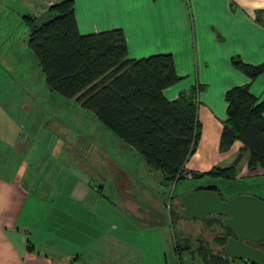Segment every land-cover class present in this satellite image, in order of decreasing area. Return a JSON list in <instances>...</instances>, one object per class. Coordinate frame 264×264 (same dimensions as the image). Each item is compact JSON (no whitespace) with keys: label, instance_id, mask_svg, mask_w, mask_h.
<instances>
[{"label":"crops","instance_id":"obj_1","mask_svg":"<svg viewBox=\"0 0 264 264\" xmlns=\"http://www.w3.org/2000/svg\"><path fill=\"white\" fill-rule=\"evenodd\" d=\"M45 1L0 0V44L8 48V37L16 34L18 43L25 45L28 38L22 17L37 16L60 0ZM73 8L81 34L121 29L129 58L171 53L181 79L163 90L168 100L193 86L199 88V140L185 162V171L229 181L264 175L259 166L248 168L249 153L241 141L219 149L226 91L248 85L258 100H264V71L250 78L232 64L233 59L264 64V0H73ZM16 25H22L20 30H14ZM34 63L43 75L44 88L50 91L35 57ZM33 76L26 81L31 82ZM8 77L0 74V78ZM19 130L7 120L0 121V264H186L171 243L170 208L164 210L163 200L140 199L137 182L128 179L120 165L111 164L109 176L100 175L97 168L95 185L91 174L72 157L68 159L67 152L62 156L70 168L60 177L46 175L52 178L46 185L35 169L43 162L40 155L33 150L25 157L33 137ZM118 140L126 150L136 152ZM81 156L88 161L92 157ZM229 167L235 171L232 179L206 174L213 168ZM153 170L159 185H167L164 174ZM58 177L61 186L55 182ZM207 186L217 187L222 199L235 195L223 197L218 186ZM200 187L206 186L183 192Z\"/></svg>","mask_w":264,"mask_h":264},{"label":"trees","instance_id":"obj_2","mask_svg":"<svg viewBox=\"0 0 264 264\" xmlns=\"http://www.w3.org/2000/svg\"><path fill=\"white\" fill-rule=\"evenodd\" d=\"M22 20L27 27V46L50 90L73 98L93 112L142 155L149 167L162 172L168 184L185 178V173L191 178L205 175L184 170L199 140V88L193 86L173 100L164 96L163 90L181 79L171 53L129 58L121 29L79 33L73 0L52 3L41 14H26ZM232 64L250 78L264 71V64L249 65L239 59H233ZM225 101L219 149L226 150L239 140L249 153L248 168L264 170V100H258L248 85H239L226 91ZM206 174L232 179L235 171L233 167L213 168ZM200 188L219 194L215 186ZM177 212L183 221L196 220L183 219L178 207ZM224 229L216 238L217 253L199 252L203 264H228L229 258L220 251L229 236V230ZM173 236L175 252L180 256Z\"/></svg>","mask_w":264,"mask_h":264},{"label":"rangeland","instance_id":"obj_3","mask_svg":"<svg viewBox=\"0 0 264 264\" xmlns=\"http://www.w3.org/2000/svg\"><path fill=\"white\" fill-rule=\"evenodd\" d=\"M43 1L45 0L41 3H44ZM21 26L16 25L14 30ZM8 38L11 42L8 48L0 44V62L4 64L0 65V74L9 75L8 79L0 78V93H4L0 97V112H4L0 114V121L7 120L10 125L17 126L19 131L33 137L31 144L26 147L25 157H30L33 150L38 156L40 155L43 162H38V169L34 168L39 171L37 173L40 179L43 177L42 180L44 179L46 185H50L52 181V178H47L46 175L51 173L54 176L58 174L60 177L70 168L69 161H63L65 155L62 156L67 152L68 159L72 157L75 164H79V167L81 166L91 174L95 185L98 182L99 171L100 175L106 172L109 176L112 170L110 165L114 163L120 165V168L126 171L128 179L137 182L140 199L147 202L154 199L163 200L164 210L171 209L170 219L173 223L170 225V235H175L178 253L186 264L189 262L192 264V261L195 264L200 263L199 252L201 251L206 254L217 253L219 245L216 238L225 229L220 217L213 214H210L205 221H183L178 218L177 197L185 193L184 190L194 186L214 184L218 186L223 197L231 193L239 194L235 193L239 191L248 192L247 194H253L264 200V175L239 177L233 181L208 176L185 177L178 182L159 185L158 174H155L153 168L145 165L146 162L144 163L139 156L134 155L136 150V152L126 150L115 134L98 120L93 112L83 108L73 98L64 97L44 88L43 75L37 73L34 54L32 55V51L28 48L27 40L24 45L15 39L16 34ZM30 74L34 75L31 82L28 81ZM82 154L92 156L90 161L81 156ZM30 164L34 165L32 162ZM59 177L55 179V182L61 186ZM111 184L109 182V185ZM106 194L108 196V193ZM109 199L113 201L111 196ZM111 214L107 213V217L112 218ZM171 243L174 246L173 240ZM229 264H234L232 259H229Z\"/></svg>","mask_w":264,"mask_h":264},{"label":"water","instance_id":"obj_4","mask_svg":"<svg viewBox=\"0 0 264 264\" xmlns=\"http://www.w3.org/2000/svg\"><path fill=\"white\" fill-rule=\"evenodd\" d=\"M178 211L185 220L204 221L210 214L221 217L223 226L231 232L220 246L229 259L264 264V251L249 242H264V200L247 193L222 199L212 189L199 188L177 197Z\"/></svg>","mask_w":264,"mask_h":264},{"label":"flooded vegetation","instance_id":"obj_5","mask_svg":"<svg viewBox=\"0 0 264 264\" xmlns=\"http://www.w3.org/2000/svg\"><path fill=\"white\" fill-rule=\"evenodd\" d=\"M231 235V232L229 231V236ZM228 236V237H229ZM248 244L252 245V246H255V247H258V248H261L263 251H264V242H249L247 241Z\"/></svg>","mask_w":264,"mask_h":264},{"label":"built area","instance_id":"obj_6","mask_svg":"<svg viewBox=\"0 0 264 264\" xmlns=\"http://www.w3.org/2000/svg\"><path fill=\"white\" fill-rule=\"evenodd\" d=\"M185 176L188 177V178H191V174H189V173H185ZM241 264H252V263L249 262V261H243V260H241Z\"/></svg>","mask_w":264,"mask_h":264}]
</instances>
